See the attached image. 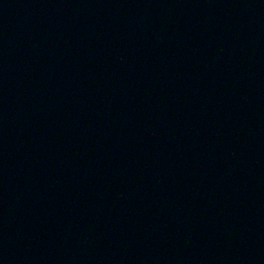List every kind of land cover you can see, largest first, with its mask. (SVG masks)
Returning <instances> with one entry per match:
<instances>
[{
    "label": "water",
    "instance_id": "obj_1",
    "mask_svg": "<svg viewBox=\"0 0 264 264\" xmlns=\"http://www.w3.org/2000/svg\"><path fill=\"white\" fill-rule=\"evenodd\" d=\"M0 264H264V0H0Z\"/></svg>",
    "mask_w": 264,
    "mask_h": 264
}]
</instances>
